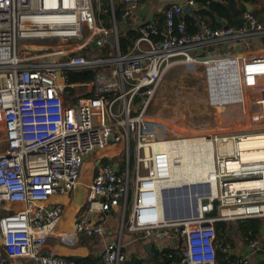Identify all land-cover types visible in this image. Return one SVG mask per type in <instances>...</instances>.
I'll use <instances>...</instances> for the list:
<instances>
[{
  "label": "built area",
  "instance_id": "obj_1",
  "mask_svg": "<svg viewBox=\"0 0 264 264\" xmlns=\"http://www.w3.org/2000/svg\"><path fill=\"white\" fill-rule=\"evenodd\" d=\"M110 1L114 21L116 4ZM141 1L121 0L123 21ZM182 15V7L173 5L165 11L162 30L154 22L138 25L134 45L121 54L116 26L97 23L93 0H0V264L18 258L82 264L44 252L62 214L61 204L49 200L76 188L88 155L114 145L125 147V169L105 162L96 166L86 203L74 221L75 234L104 237V214L127 209L131 172L136 181L127 229L160 252L166 248L163 242L183 240L178 264H217V222L264 218V160L243 162L240 148L249 136L264 134V56L237 59L242 130L185 139L148 114L157 87L172 68L193 67L202 58L193 53L216 44L264 36V19L258 22L246 13L238 28L202 24L192 34ZM95 36L98 48L112 37L114 53L107 52L106 59L89 57L86 49ZM31 52L38 55L28 56ZM98 68L91 82L70 84L66 79L67 70ZM79 90L83 94L76 95ZM196 138L212 145L213 170L182 186L172 181V171L182 166L180 158L160 146ZM243 183L249 185H239ZM178 191H185L190 205L184 216L168 207L169 196ZM213 200L218 215L209 218L205 214ZM259 246L257 238L247 239L250 253ZM101 260L126 264L121 242H107ZM240 264H250V258Z\"/></svg>",
  "mask_w": 264,
  "mask_h": 264
},
{
  "label": "crops",
  "instance_id": "obj_2",
  "mask_svg": "<svg viewBox=\"0 0 264 264\" xmlns=\"http://www.w3.org/2000/svg\"><path fill=\"white\" fill-rule=\"evenodd\" d=\"M112 1L117 6L121 5L123 7L121 0ZM189 1L190 0H142L138 8L133 12L132 16L127 21L121 20L119 22V27L121 30L125 31L128 27L134 29L144 22L157 23L160 21L162 22V20L163 22L161 26L163 27L165 25V11L173 5H179L183 9V15L181 19L183 20L186 26L187 32L191 33L193 30L199 29L202 24H206V20L210 22V19L195 14L194 12L198 11L201 7L197 5L196 0H192L195 2V5L193 6L189 5ZM102 2L106 4L108 8H110V18L112 23L111 29L114 27V25L117 27L115 19L114 21L112 20L111 1L103 0ZM234 3L236 9H240L243 6L246 10L244 14L250 13L258 22H263L264 0H234ZM190 7L192 9L187 13L186 10ZM244 14L240 18L244 19ZM184 15H189L190 17L184 18ZM240 18H238V20ZM192 21L195 22L196 26L192 25ZM217 21L221 25H224V22L222 20L218 19ZM98 22L99 25L103 26L101 20ZM111 45H114V43H111ZM209 52L214 54L222 53L225 55H229L233 59L208 61L205 69L207 84L209 81H211V83L215 87V85L218 84V81L222 79V81L224 80L226 82L225 85L227 84L226 87L230 91V94L233 96L236 95L235 98L239 97L238 99H240L241 94L237 78V59L264 56V36H251V38L247 42L230 41L225 44H216L204 50L194 52L193 55L198 54V56L200 55L201 57H203V55L208 54ZM218 63L226 64L224 66L226 70L221 72L219 65H216ZM176 67L172 68L169 72H171ZM115 149H120L122 152H124V154H126L125 147H123L122 145H114L109 146L104 150H99L88 155L84 159V164L82 166L80 178L76 188L69 194L54 195L50 198L49 204H61L62 214L59 222L55 226V234L48 238L46 242V245L44 247L45 253L75 260L82 264H101V256L106 243L112 241H120L123 245V251L127 256L126 262H131L132 260H135L141 261L143 264L163 263L162 261L156 260L154 258V253L156 251L160 252L155 244H152V253L149 254L145 251V245L149 243L141 242V235L139 233L131 232L127 229L130 215L129 204L125 212H122L121 209H118L112 210L104 214V237L86 236L82 234H75L74 232V221L76 219L77 214L83 209L86 203V199L89 195V184L91 182L92 175L96 166L100 163L107 162L109 164H112L118 170H124V167L122 168V165H120L116 160L115 156L117 154H115ZM122 157L123 161H125L126 156ZM179 193L180 192H176L174 193V195H170L169 202H173V200H175L174 203L184 202L188 211L190 205L186 201L185 195L183 193ZM192 205L194 206V204ZM187 211L185 213H187ZM185 213L182 214V216H184ZM245 220H261L263 225L261 226L260 234L255 237L259 240L260 246L255 252L250 253L247 248V239L250 238L242 236L239 230L240 220L232 222L228 221L226 222V246L223 249V251L227 255L226 260L229 261V256H232L233 261L228 264H240V261L243 258L249 257L250 264H264V232H262V228H264V218H247ZM66 234L70 235L71 239L62 240L61 236H65ZM176 242L177 244L174 246V248H170V243L167 245L163 242L162 244L166 247L165 249L170 248L175 250L176 253H179L181 251V246L178 243L179 240H177ZM3 255L4 253L0 244V256ZM5 264L37 263L32 259L18 258L7 260Z\"/></svg>",
  "mask_w": 264,
  "mask_h": 264
},
{
  "label": "rangeland",
  "instance_id": "obj_3",
  "mask_svg": "<svg viewBox=\"0 0 264 264\" xmlns=\"http://www.w3.org/2000/svg\"><path fill=\"white\" fill-rule=\"evenodd\" d=\"M102 1L93 0L96 14L102 11ZM97 38V36L93 37L87 46L86 52L89 57H99V53L94 51L97 48L95 46ZM114 51V45L109 46L108 53L113 54ZM18 54L21 55V52ZM36 55L38 53L31 52L28 56L35 57ZM106 58L107 55L101 59ZM38 59L37 57L33 60ZM221 59L233 58L222 53L214 54L209 52L203 55L193 67H189L187 64H180L167 73L153 95L150 108L148 109L149 116L154 120L167 124L171 129H174L173 131L177 136L184 137L185 139L189 137L193 138L203 133L242 130L245 125V111L242 104L238 103L239 97L235 98L236 95L230 94V91L226 87L227 84L225 85L226 82L222 81V79L218 81L215 87L211 81L207 84L205 62ZM216 65H219L221 72L226 70L224 67L226 64L218 63ZM81 94H83L82 90L76 93V95ZM169 135L174 134L169 133ZM115 154H117L115 156L116 160L125 169L126 159L123 161L122 157L125 156L124 152L120 149H115ZM130 161L132 166V142L130 145ZM135 181V174L131 172L129 177L130 197L135 186ZM203 189L206 192L208 189L207 185ZM130 201L131 198L128 204H130ZM174 202L175 200L168 202L171 213L184 214L187 211L184 202Z\"/></svg>",
  "mask_w": 264,
  "mask_h": 264
},
{
  "label": "trees",
  "instance_id": "obj_4",
  "mask_svg": "<svg viewBox=\"0 0 264 264\" xmlns=\"http://www.w3.org/2000/svg\"><path fill=\"white\" fill-rule=\"evenodd\" d=\"M197 5L201 8L194 13L201 16L207 17L210 19V22L206 20V25L210 26L211 28H218L221 26L225 27H233L238 28L241 25L237 22L238 18L242 17L243 14L246 12L245 8L242 6L240 9H236L234 0H196ZM123 12V7L121 5H116L114 7V19L117 25V37H118V50L121 54H125L133 45L136 39L139 36V33L134 28L128 27L125 31L121 30L118 26V23L122 20L121 15ZM97 23L98 21H103V26L111 29L112 23L110 18V8L106 4H102V11L99 12L97 15ZM165 17V16H164ZM189 15H184V18H189ZM222 20L224 25L218 23L217 20ZM163 22V20H162ZM162 22H157L156 25L162 30ZM192 25H195V22L192 21ZM197 28V27H196ZM199 29L193 30L191 33L197 32ZM189 31V30H188ZM109 46L111 43H105L102 47L96 48L94 51L99 53L100 58H105L107 52L109 50ZM108 48V49H107ZM116 50V48H115ZM100 68L96 70H83V71H70L67 70L65 72L66 79L70 84L76 83H88L91 82L95 74ZM131 162V161H130ZM107 163V162H105ZM121 170V169H120ZM130 197L128 198L129 201ZM261 220L256 221H249V220H240L239 221V230L242 236L247 238H255L257 235L260 234V229L262 226ZM226 222H217L215 224L217 238L220 242L221 246L217 248L216 251V263L217 264H228L232 262V256H229V261L226 260L227 255L223 251L226 246L225 238H226ZM154 258L156 260H160L162 264H178L180 262V256L178 252L176 253L175 250L167 248L164 249L162 252L156 251L154 253ZM126 264H143L141 261L132 260L131 262H126Z\"/></svg>",
  "mask_w": 264,
  "mask_h": 264
},
{
  "label": "bare ground",
  "instance_id": "obj_5",
  "mask_svg": "<svg viewBox=\"0 0 264 264\" xmlns=\"http://www.w3.org/2000/svg\"><path fill=\"white\" fill-rule=\"evenodd\" d=\"M194 140V141H193ZM202 138H196L191 140H180L176 142L169 141L166 144H162L161 148H169L177 157L180 158L182 166L172 171V181L177 184L191 185L198 179H204L205 174L203 168H210L212 163V157L209 154V142L202 143ZM241 148V160L243 162H262L264 160V134L257 133L244 139L240 144ZM213 151V148H212ZM199 167H203L198 172ZM240 186H246L247 184H239ZM212 189L215 191L214 186ZM191 190V189H190ZM185 192V191H184ZM67 235V234H66Z\"/></svg>",
  "mask_w": 264,
  "mask_h": 264
},
{
  "label": "water",
  "instance_id": "obj_6",
  "mask_svg": "<svg viewBox=\"0 0 264 264\" xmlns=\"http://www.w3.org/2000/svg\"><path fill=\"white\" fill-rule=\"evenodd\" d=\"M192 8L190 7V8H188L187 10H186V12L188 13L190 10H191ZM238 22L240 23V24H244L245 23V20L244 19H242V18H240L239 20H238ZM112 37L109 39V41L111 42L112 41ZM194 141V140H193ZM201 142L204 144V143H206L204 140H201ZM210 144V143H209ZM209 146V154H210V157H212V163H211V165H210V168H203V170H202V168L201 167H199V168H201V169H199L198 170V172H200V170H202L203 171V173L205 174V176L204 177H206L212 170H213V151H212V145L210 144V145H208ZM181 167V166H180ZM178 169V168H177ZM179 192V191H178ZM211 205H212V210L210 211V212H208V213H206L205 215H206V217H209V218H216L217 217V215H218V209H217V206H218V201L217 200H213L212 201V203H211ZM174 218V217H173ZM262 232H264V228H262ZM179 244H180V246H181V248H183V240H179V242H178ZM177 244V242H176V240L175 239H173V240H171V242H170V248H174V246ZM152 247H153V245L151 244V243H149V244H146L145 245V251L146 252H148L149 254H151L152 252ZM144 264H146V263H144Z\"/></svg>",
  "mask_w": 264,
  "mask_h": 264
}]
</instances>
